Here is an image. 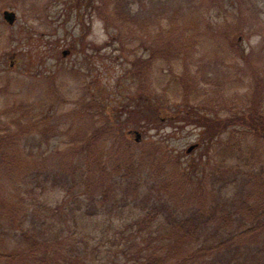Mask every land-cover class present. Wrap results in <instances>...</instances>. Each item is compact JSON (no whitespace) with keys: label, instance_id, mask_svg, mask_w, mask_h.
I'll return each instance as SVG.
<instances>
[{"label":"rangeland","instance_id":"obj_1","mask_svg":"<svg viewBox=\"0 0 264 264\" xmlns=\"http://www.w3.org/2000/svg\"><path fill=\"white\" fill-rule=\"evenodd\" d=\"M192 1L131 2L127 9L148 21L142 30L133 23L111 19L107 23L102 16H113L114 12L112 8L104 11L99 0L94 4L87 0H0V120H10L8 130L13 137L8 135L9 142L19 137L20 149L42 153L51 182L53 175L61 174L79 183L73 195L65 186L53 188L47 183L46 193L38 189L37 196L44 217L45 204L59 213L73 210L67 219L50 220L48 229L52 233H79L73 244L81 248L89 244L96 253V259L88 264H107V252L109 259L118 261L119 252L111 245L116 231L125 229L154 204L167 201L181 212L199 209L206 202V208L210 207L206 191H201L210 185L211 157L217 156L219 147L215 144L207 155L205 128L184 122L186 109L216 121L230 118L232 108L246 118L254 106L257 110L254 108L253 114L264 113V0L242 4L226 0L212 8L207 5L209 0L200 1L197 10L207 21L214 27L222 24V39L215 42L222 45V53H217L205 36L197 37L193 30L184 36L180 31L184 24L180 15L193 11ZM7 10L17 15L13 25L4 19ZM175 12L180 14L172 21ZM236 23L241 32L232 30ZM198 70L208 71L211 81L199 78L203 94L195 109L183 103L184 99L167 95L168 101H162L157 109V121L139 111L147 108L145 99L155 78L161 83L167 74L169 84L179 80L187 87L194 84L193 75ZM45 126L59 129V134L45 140L40 132ZM14 132L18 133L15 137ZM8 144L3 146L11 148ZM191 147L195 148L189 151ZM172 163H177L174 170L180 174L184 167L197 170L203 183L199 193L170 178ZM2 166L11 167L6 163ZM3 173V214L11 208L20 211L19 201L7 202L21 193L14 185L16 177ZM161 179L173 186H160ZM103 191L109 195L105 200ZM35 192L36 188L34 197ZM124 195L127 200L115 204V198L121 200ZM42 222L41 216L39 225ZM20 229L21 225L12 231L8 248L22 241ZM84 233L93 235L85 238ZM104 233L109 234L105 240ZM67 246L61 239L59 257L54 258L52 247L44 264H61L64 252H60Z\"/></svg>","mask_w":264,"mask_h":264},{"label":"trees","instance_id":"obj_2","mask_svg":"<svg viewBox=\"0 0 264 264\" xmlns=\"http://www.w3.org/2000/svg\"><path fill=\"white\" fill-rule=\"evenodd\" d=\"M87 1L89 4L95 2V0ZM99 1L104 11L107 12L106 9L112 8L114 12L113 16L100 14L107 23H110V19L112 22L121 24L133 23L142 30L147 26L148 21H142L139 13L134 14L132 9H127L131 8L130 3L135 0ZM200 1H192L193 11L184 13L185 18L180 15L184 22L180 31L185 34L184 36H187L188 30H193V35L197 37L205 36L214 43L217 53H222V45L215 43L222 39L219 37L222 24L214 27L207 21L206 15L197 10ZM244 1L247 0H238L239 4ZM224 2L226 0H209L207 5L212 8ZM176 14L180 13L175 12L171 15L172 21L177 19ZM226 20L230 22V18ZM232 27L233 31L241 32L240 24L236 23ZM142 64L145 68L147 61ZM198 71L193 75L194 84H188L187 87L179 80L169 84L170 78L167 74L164 75L161 83L159 78H155L154 87L148 88L149 98L145 99V104L149 109L144 106L145 109L139 111L147 118L157 121L159 119L156 116L157 109L162 101H168L167 95L184 99L183 103L192 108L191 110L195 109V102L203 94L200 91L199 78L202 81H211V77L207 74L208 71ZM254 108L255 106L251 110V115L248 113L249 119L242 111H235V108H232L230 118H219L218 121L204 113L191 114V111L186 109L188 114L184 122L196 123L205 128L203 137L207 155L215 144L219 147V150H216L217 156L211 157V160H214V167L211 171L210 185L207 190L201 191H206L208 200L210 199V207L206 208V202L200 204L202 207L199 209L181 212L167 201L165 204H154L143 215L127 223L125 229L116 231L114 243L112 242L111 245L116 252H119L116 257L120 256V258L118 261L109 259L110 252H107V264H264V113H256L257 116L253 114ZM9 121L8 117L0 120V170L4 168L5 171L15 175L14 185L19 187L21 193L7 202L19 201L22 209L19 211L11 208L8 212L4 211L5 215L1 209L4 205H0V245L3 246L0 249V264H44L47 262L48 252L52 247H55L56 251L54 258L59 257L57 248L61 239L64 244L69 245L65 251L60 252H64L61 258L63 263L59 260L61 264H88V261H94L96 253L89 244H86L84 248L73 244L79 233L77 235L72 231L64 230L52 233L48 229L51 225L50 220L57 217L67 219L69 214L73 216V210L71 209L68 213L63 210L59 213L58 209L45 204L47 211L44 217L41 213L45 210L39 205L40 199L37 196L38 189L42 190L41 194L46 193L43 189L47 183H49L48 187L53 188L65 186L67 192L73 195L79 183L76 180L65 179V176L61 174L53 175L51 182L50 170L46 161H43L42 153L38 154L33 149L28 151L20 149L19 137L9 142L8 135L12 134L8 130ZM44 129L40 132L47 141L59 134V129L48 126ZM14 134V137L18 135L17 132ZM37 142L36 138V147ZM5 143H9L11 148L3 146ZM215 158L221 161H216ZM40 160L43 161L42 167H39ZM5 163L11 167H3L2 164ZM176 164H171L173 170L170 171V178L178 180L177 184L190 185V189L199 193L203 183H201L197 170L193 172L190 166L184 167L180 174L174 170ZM5 171H0V173L4 175ZM205 171L204 168L203 172ZM41 180L45 181L44 184L40 182ZM161 180L160 186L166 189L173 186L172 182ZM35 188L36 197L32 195ZM132 190L136 191L137 187ZM102 193L104 200L109 197L108 191ZM125 200H127L125 195L121 200L115 198V204H121ZM74 214L76 215V212ZM41 216L43 222L39 225L38 219ZM20 225V232L23 231L24 238L22 237V241L16 247L10 249L7 247L10 235ZM92 235L84 233L85 238H90ZM103 235L105 240L109 234L104 233Z\"/></svg>","mask_w":264,"mask_h":264},{"label":"water","instance_id":"obj_3","mask_svg":"<svg viewBox=\"0 0 264 264\" xmlns=\"http://www.w3.org/2000/svg\"><path fill=\"white\" fill-rule=\"evenodd\" d=\"M3 16H4L5 21L8 22V24H10V25H13L16 22V20H17L16 13L15 12L8 11V10L3 13ZM136 135L139 138V136H140L139 133H136ZM137 141H139V140H137ZM194 148L195 147H191L189 149V151H192Z\"/></svg>","mask_w":264,"mask_h":264}]
</instances>
